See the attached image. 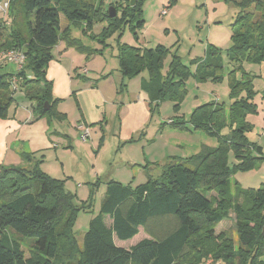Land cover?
I'll return each mask as SVG.
<instances>
[{
	"label": "trees",
	"instance_id": "1",
	"mask_svg": "<svg viewBox=\"0 0 264 264\" xmlns=\"http://www.w3.org/2000/svg\"><path fill=\"white\" fill-rule=\"evenodd\" d=\"M8 1L6 17L0 16V52L10 48L22 50L25 61L15 72L0 71V118L8 117L18 85L27 89L36 83L39 88H29L35 102L34 115L65 119L66 114L56 108L60 99L53 97V81L47 79L45 71L54 57L53 47L62 38L61 15L74 22H86L92 28L96 5L104 0ZM254 1H241L244 10L233 24V44L227 53L235 65L244 60L264 65V15L246 11L252 4L261 11L264 0ZM143 2L116 0L112 6L117 12L122 7L123 14L110 17L108 11V18L130 22L138 40L145 24ZM167 51L162 44L155 48L123 44L118 55L124 76L148 70L150 80L143 81L141 87L148 94L152 108L165 99L175 101L178 107L187 93L186 78L190 69L179 55H174L167 74L161 71ZM195 63L193 74L198 80H217L224 68L222 51L213 44L208 45L205 56ZM235 68L230 73L233 74ZM256 93L249 74L241 79L234 77L229 108L224 102L205 103L194 109L189 120L177 124L185 128L190 123L196 130L217 138V147L202 149L185 161L166 163L158 177H148L136 187L109 181L100 213L91 219L84 235L83 248L73 232L78 210L74 195L66 190L64 180L42 171L40 164L44 154L41 159L34 153L27 154L26 157L35 162L28 167L1 166L0 264H187L192 240L201 233L203 225L219 222L224 217L228 204L223 203L231 197L230 149L235 150L241 167L250 166L252 160L262 157L254 155L256 151L263 154L262 147L251 143L247 135L252 128L246 120L247 114L258 110L254 101ZM46 101L51 105L48 110L44 108ZM224 127H229L228 135L221 133ZM236 185L239 193L250 199L251 207L258 209L264 222V188L243 189L238 182ZM211 190L220 197L221 204L217 208L208 196ZM235 210L240 213L239 247L227 244L229 249L222 248V255L210 252L207 255H212L207 260L220 259L224 264H264V234L249 228L243 217L247 210L239 204L235 205ZM9 230L16 235L12 236ZM142 230L145 237L129 249L119 245L118 240H130ZM207 232L212 235V226ZM22 238L32 239L28 250Z\"/></svg>",
	"mask_w": 264,
	"mask_h": 264
},
{
	"label": "rangeland",
	"instance_id": "2",
	"mask_svg": "<svg viewBox=\"0 0 264 264\" xmlns=\"http://www.w3.org/2000/svg\"><path fill=\"white\" fill-rule=\"evenodd\" d=\"M59 1L64 3L63 0ZM115 1L98 2L92 28H89L86 22H74L64 14L61 15L62 38L58 44H61V48L55 47V58L68 67L74 83L81 82L79 87L82 89L79 93H86L88 90L92 92L89 87L92 85L96 93H101L109 104L101 100L100 110L97 105L86 110L85 119L88 124L83 123L77 127L76 114H81L80 105L77 106L75 101L66 102L67 100L55 95L53 90V97L60 99L57 110L66 114L65 119L51 118L52 130L62 132V142L57 140L60 150L54 151L55 153L47 152L40 168L46 174L64 180L66 190L74 195V204L78 210L73 232L79 246L83 248L84 235L90 221L100 213L106 198L108 182L115 180L124 186L136 187L146 182L148 177H158L166 163L185 161L202 149L217 147V138L196 130L190 123H187L185 128L178 127L177 124L189 120L194 109L205 103L224 102L229 108L232 102L231 81L234 77L241 79L243 75L246 77V74H249L257 92L254 101L258 110L257 113L247 114L246 120L252 124L247 135L251 143L262 147L263 154L257 151L254 154L256 157H262L252 160L250 166L241 167V160L235 150L230 149L228 164L232 169L229 189L231 197L223 203L228 204L224 209V217L219 222L203 225L201 233L193 238L190 253L186 258L187 264H224L220 259L207 260L212 255L207 254L214 252L222 255V248L229 249L227 244L235 245L236 249L239 247L240 213L235 210L236 204L247 210L243 217L249 228L264 232L263 216L258 214V209L254 210V205L251 207L250 199L239 193L236 185L238 182L243 189L264 188V65L248 60L235 65L227 53L233 44V24L244 10L242 0H144L145 24L139 32L138 40L130 22L108 18V11ZM257 1L261 0L254 2ZM246 11L264 15V7L261 11L256 10L255 4L250 5ZM6 14L7 11L0 12L2 17H6ZM117 14L122 16V7ZM123 44L143 48L165 45L168 51L162 62L163 74L169 71L175 54L182 58L189 67L190 74L186 78L187 93L178 107L171 99H165L154 108L151 107L148 96L141 87L143 81L150 80V74L148 70H144L135 75L124 76L118 56ZM211 44L221 49L224 68L217 80H198L193 74L196 69L195 61L205 56V49ZM10 50L12 49L0 52V71H17L19 67L16 62L15 64L8 59ZM6 61L10 63L5 65ZM234 67L236 68L232 74L230 72ZM76 69L81 71V76L76 75ZM46 77L51 80L48 72ZM37 87L39 88L35 83L33 88ZM17 88L16 103L18 101L21 106H31V103H35L29 90H33L32 87ZM86 95L88 96V93ZM11 107L10 112L13 115L17 104ZM80 119L83 118L80 116ZM229 130V127H224L221 133L228 135ZM86 132H89V137L82 140L81 135ZM38 158L41 159L42 154ZM151 160L153 162H149ZM207 193L217 208L221 204L218 193L215 190ZM209 226H212V235L207 232ZM9 233L16 235L11 230ZM143 234L145 233L142 230L134 238L127 241L118 240V243L129 249L145 237ZM21 242L28 250L32 239L22 238Z\"/></svg>",
	"mask_w": 264,
	"mask_h": 264
},
{
	"label": "crops",
	"instance_id": "3",
	"mask_svg": "<svg viewBox=\"0 0 264 264\" xmlns=\"http://www.w3.org/2000/svg\"><path fill=\"white\" fill-rule=\"evenodd\" d=\"M58 44L56 46H58ZM56 46L53 47L52 53ZM57 48L60 49L61 44ZM53 56L54 57L49 63L46 74L48 72L50 79L54 82V94L65 101L67 100L66 102L75 101L77 106L80 105L79 112L81 114H76L78 122L77 127H80L83 123L87 125L88 121L85 119V111L96 105L100 110L101 100H104V103H108V101H105V97H103L101 93L97 94L92 85L89 86L92 92H89L88 90L86 93L85 91H80L79 93L78 91L82 89V87H79L81 82L74 83L68 67H66L59 59L55 58L54 54ZM9 63L10 61H6L5 65ZM12 72H15V69H12ZM75 72L77 76H81V71H79V69H76ZM87 93L88 96L86 95ZM144 93L148 96L146 92ZM15 104H17V107H15L13 115L9 110L7 119L0 118V167H28L29 164L34 162V160H29V158L26 157L27 154L34 153L36 158H38L40 154H44L43 161H45L44 157L47 152L55 153L60 150L59 143H57L59 141L57 140H62V132L57 129L52 130L51 119L47 117L37 118L32 110L35 103H31V106L29 105L30 108L26 105L21 106L18 101L17 103L15 102ZM10 108L12 109V107ZM80 116L83 119H80ZM149 162H153V160Z\"/></svg>",
	"mask_w": 264,
	"mask_h": 264
},
{
	"label": "built area",
	"instance_id": "4",
	"mask_svg": "<svg viewBox=\"0 0 264 264\" xmlns=\"http://www.w3.org/2000/svg\"><path fill=\"white\" fill-rule=\"evenodd\" d=\"M8 7H9V1L8 0L0 2V12L7 11ZM8 59L12 62H16L19 66L18 68H21L24 64V61H25V55H24V52L22 50L13 49V50H10L8 52ZM13 81L15 83L16 78H14ZM88 137H89V132H86V133L81 135L82 140H86Z\"/></svg>",
	"mask_w": 264,
	"mask_h": 264
},
{
	"label": "water",
	"instance_id": "5",
	"mask_svg": "<svg viewBox=\"0 0 264 264\" xmlns=\"http://www.w3.org/2000/svg\"><path fill=\"white\" fill-rule=\"evenodd\" d=\"M132 1L134 2L135 0H132ZM133 4H134V3H133ZM109 12H110V13H109V14H110V17H114V16H116V14H117V10H116V8H115L114 6H111V7H110ZM45 71H47V68L45 69ZM44 108H45L46 110H48V109L51 108V105L49 104L48 101L45 102ZM263 234H264V232H263Z\"/></svg>",
	"mask_w": 264,
	"mask_h": 264
}]
</instances>
